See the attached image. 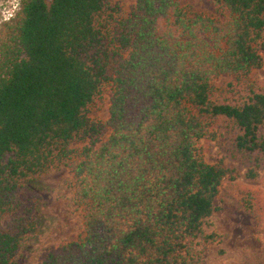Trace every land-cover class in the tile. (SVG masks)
Instances as JSON below:
<instances>
[{
    "label": "trees",
    "instance_id": "1",
    "mask_svg": "<svg viewBox=\"0 0 264 264\" xmlns=\"http://www.w3.org/2000/svg\"><path fill=\"white\" fill-rule=\"evenodd\" d=\"M211 1L222 19L177 0H21L0 31V264L40 233L36 184L62 168L84 232L40 264L204 262L227 161L264 168V0ZM256 192L228 189L264 217Z\"/></svg>",
    "mask_w": 264,
    "mask_h": 264
},
{
    "label": "rangeland",
    "instance_id": "2",
    "mask_svg": "<svg viewBox=\"0 0 264 264\" xmlns=\"http://www.w3.org/2000/svg\"><path fill=\"white\" fill-rule=\"evenodd\" d=\"M193 13L222 19L223 13L211 0H177ZM21 0H0V31L3 25L19 10ZM131 8L135 0H114ZM264 82V69L256 72ZM111 97V95H109ZM101 116L107 119L105 110ZM206 160L215 164L222 153L214 145H205ZM233 169L224 181V188L216 200V211L209 219L207 231L218 235V241L205 245L202 264H264V217L244 211L228 195L229 186L236 189L257 191L264 204V168L241 169L227 161ZM72 175L67 168L54 171L43 177L36 187L42 196V228L38 236L27 242L20 251L17 264H40L45 255L60 244L72 242L83 236L82 210L74 201Z\"/></svg>",
    "mask_w": 264,
    "mask_h": 264
}]
</instances>
